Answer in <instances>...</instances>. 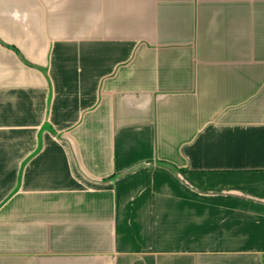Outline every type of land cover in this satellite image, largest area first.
Segmentation results:
<instances>
[{"label":"crops","instance_id":"crops-1","mask_svg":"<svg viewBox=\"0 0 264 264\" xmlns=\"http://www.w3.org/2000/svg\"><path fill=\"white\" fill-rule=\"evenodd\" d=\"M264 264V0H0V264Z\"/></svg>","mask_w":264,"mask_h":264},{"label":"built area","instance_id":"built-area-1","mask_svg":"<svg viewBox=\"0 0 264 264\" xmlns=\"http://www.w3.org/2000/svg\"><path fill=\"white\" fill-rule=\"evenodd\" d=\"M108 264H113V263H108Z\"/></svg>","mask_w":264,"mask_h":264}]
</instances>
